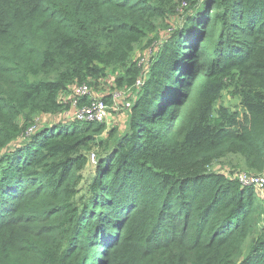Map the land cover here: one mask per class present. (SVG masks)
<instances>
[{
	"label": "trees",
	"instance_id": "16d2710c",
	"mask_svg": "<svg viewBox=\"0 0 264 264\" xmlns=\"http://www.w3.org/2000/svg\"><path fill=\"white\" fill-rule=\"evenodd\" d=\"M180 19L143 75L136 51ZM141 79L123 132L28 139L87 105L77 86ZM223 91L241 120L212 119ZM238 170L264 173V0H0V264H264V205Z\"/></svg>",
	"mask_w": 264,
	"mask_h": 264
},
{
	"label": "rangeland",
	"instance_id": "374dc122",
	"mask_svg": "<svg viewBox=\"0 0 264 264\" xmlns=\"http://www.w3.org/2000/svg\"><path fill=\"white\" fill-rule=\"evenodd\" d=\"M189 13L190 12L188 11L187 15ZM180 14L182 16V14H184V11H181ZM182 21H183L182 19H180L179 21L176 20L173 23V25H175V26H173L171 30L170 29L166 30L165 31L166 33H164V36L161 37V39L159 41L154 43L151 48H148L144 51H142V50L136 51V52H141V53L143 52L144 53V55L141 54L142 56L137 58L138 66L140 68H142V70L144 71L143 74H146L148 76L149 69L148 68L145 69L144 66H146L147 64L149 65L151 61L153 63L154 60L157 58L158 54L160 53L161 49L166 44H170L171 42H173V40L175 39V37L173 36L175 33V30L181 28L180 26L182 24L180 25V22H182ZM200 41H203V39H201ZM86 86L88 87V90L93 95H95L96 97L101 98L103 101L106 99V101H104V102L107 105L108 119L105 123H102L105 125L106 130H109V129L115 127V129H119L123 132L126 129L127 123L129 122V119H130L129 118V112H130V109L132 108V105L134 104V102L137 98L138 92L134 91L129 97L125 96V98H127L126 101H128L130 103V107L126 108L123 105V103H126L124 97H122L119 93H114L115 91H120L121 89L110 88V89H107L108 91L106 93L105 90H102L103 88L93 90L88 85H86ZM78 87H80V86H77L76 88H78ZM104 87H108V86H104ZM75 92H76V90L73 91L72 98L76 95ZM74 98L76 99V97H74ZM111 99L121 101L122 104H119V107L117 109L113 110ZM84 100L89 101L87 98H84ZM222 109L227 110L230 114H236V118L238 120H241V118L244 114V112L240 106L239 99L237 97H233L228 91H223L221 93V96H220L218 102L216 103V105L213 109V114H212L213 120H215L219 117V113ZM70 121H73V120L71 118H68V117L65 119L59 118V116H57V115L38 117L34 120V127L32 128V132L27 131V133H28L27 135L29 136L28 139L31 138V136L41 135V134H43V132L44 133H47V132L50 133L51 131L60 132V130H59L60 126L59 125L63 124L64 122L67 123ZM29 144L30 143H27L25 145H29ZM96 162H97V159L95 158L93 160L92 156H91L90 164H89L87 170L85 169L82 172L83 183H82V186H80V187H82L83 189L85 188V186L87 184L90 185L92 183L93 179L96 178V176H97V172L95 170L96 166H97ZM215 164H218V163H215ZM219 164L221 165V167H224L226 169H229V167L232 166V164H229L227 161H224V162L219 163ZM236 172L243 173L241 170H238ZM246 174H251V173H246ZM226 175H229V174L226 173ZM256 198L259 200V202L261 201V203H260L261 205H264V200H261L258 197H256Z\"/></svg>",
	"mask_w": 264,
	"mask_h": 264
},
{
	"label": "built area",
	"instance_id": "2783aa9c",
	"mask_svg": "<svg viewBox=\"0 0 264 264\" xmlns=\"http://www.w3.org/2000/svg\"><path fill=\"white\" fill-rule=\"evenodd\" d=\"M143 84L144 80L141 79L136 82L135 86L131 90H120L115 91L114 93H119L122 97H124L126 101L127 98H125V96L129 97L134 91L137 92L143 87ZM75 90L76 99L87 98L90 102L88 101L87 105L79 106L78 103L75 101L73 104V108L71 109L67 117L71 118L73 121L78 123H105L108 119L107 105L105 104V102L101 98L93 95L88 90V87L86 85H82L76 88ZM111 101L113 110L117 109L119 107V104H122L121 101H117L114 99H111ZM123 105L126 108L130 107V103L128 101H126V103H123ZM28 132H32V128L28 130ZM91 156L93 160L96 158V156L93 154ZM227 176L230 179L236 180L242 188L253 189L256 196L259 199L264 200V173L246 174L241 172H235V174Z\"/></svg>",
	"mask_w": 264,
	"mask_h": 264
},
{
	"label": "crops",
	"instance_id": "0c3cea01",
	"mask_svg": "<svg viewBox=\"0 0 264 264\" xmlns=\"http://www.w3.org/2000/svg\"><path fill=\"white\" fill-rule=\"evenodd\" d=\"M60 126V125H59Z\"/></svg>",
	"mask_w": 264,
	"mask_h": 264
}]
</instances>
